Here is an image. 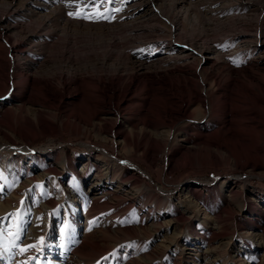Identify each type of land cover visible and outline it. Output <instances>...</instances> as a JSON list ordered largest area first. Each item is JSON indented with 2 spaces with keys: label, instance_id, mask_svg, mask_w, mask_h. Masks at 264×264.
Wrapping results in <instances>:
<instances>
[{
  "label": "rangeland",
  "instance_id": "1",
  "mask_svg": "<svg viewBox=\"0 0 264 264\" xmlns=\"http://www.w3.org/2000/svg\"><path fill=\"white\" fill-rule=\"evenodd\" d=\"M5 83L0 264H264V0H0ZM143 118L193 143L127 153Z\"/></svg>",
  "mask_w": 264,
  "mask_h": 264
},
{
  "label": "bare ground",
  "instance_id": "2",
  "mask_svg": "<svg viewBox=\"0 0 264 264\" xmlns=\"http://www.w3.org/2000/svg\"><path fill=\"white\" fill-rule=\"evenodd\" d=\"M188 51V50H187ZM192 52V51H191ZM183 53V52H182ZM192 54L186 51H184V55L181 56V58H179L180 61L182 62H187L189 57L191 56ZM180 56V55H179ZM7 60V59H6ZM214 60V59H213ZM201 61L203 64H209V66H217L218 64L215 62H212L210 61L209 58L207 57H202L201 58ZM208 67H204L202 68V87H203V90L208 93L207 95H209L207 101H200V100H194V101H191L190 104H193L192 106L194 107V111L192 113H190L189 115L185 116L186 118L188 117L187 120H191L193 114H196V115H199L202 113V121H199L200 123L202 122V124H206L207 122L210 121V119H212L213 117H215V114H213V112H216V109L214 110H211V107L209 109V98L211 97V94H215L216 93V89H217V86H218V81H217V78L216 76H208L210 75V73L208 72ZM214 68V67H213ZM205 78H209L207 79V82L205 83L204 80ZM3 85V84H1ZM7 84L5 83V85H3L1 88H0V95L3 94L5 91H7ZM14 86V85H13ZM15 90V89H13ZM15 92V91H14ZM17 95V94H16ZM185 97V96H184ZM20 98V97H19ZM21 99V98H20ZM18 100L20 102V106L18 107V109L22 112V111H25L24 110V104L26 103H32L31 102V99L27 100L26 102H24L23 100ZM215 101V100H214ZM216 102V101H215ZM33 105V104H31ZM40 107H45L47 109H57L56 107H53L51 104L47 105V104H44L41 102V105ZM217 107V106H216ZM215 107V108H216ZM218 109V108H217ZM42 111H36L35 113V117H34V121L35 122H39V119L40 118V115H41ZM27 114V113H26ZM29 114V113H28ZM110 113H104V112H100V111H97L96 110V113L94 115V120H97V122H99L100 124H96L98 127H95L96 129V133L98 135H101L103 133V130H106L103 126H102V122L105 120V119H108L110 116ZM166 115V114H165ZM162 116V115H161ZM205 116V117H204ZM56 118V117H55ZM219 119V118H218ZM90 121H87L86 123H88ZM138 123L134 124V123H131V128L129 130V135L126 136V137H123L122 138V142H121V146L122 147H125L126 150H127V153H132V154H135L137 153L139 150H140V144L139 141H138V137L140 138H144L145 136L147 137L148 140L152 141L153 139L154 140H157V141H160V142H164V143H171L172 141H175L176 138H181L180 142L181 144L185 143L186 144H191L193 143L191 141L189 137V135L187 134L186 130L187 128H191L189 126L186 127V129H181L180 127L178 128H174L173 125H169V126H165L163 125V123H151L150 121H148V119H141L140 121H137ZM151 123V125L149 124ZM91 124V123H90ZM89 124V126H90ZM139 125H142V128L137 132V128ZM8 129L10 128L11 129V126H7ZM160 127H166L168 128V131L164 134V135H160L158 133V130L160 129ZM194 127V126H193ZM147 128H150V131H147ZM222 128V127H221ZM139 133V134H138ZM175 135V136H174ZM6 136V135H5ZM9 137V136H8ZM145 137V138H146ZM257 137H259L260 139L264 137V130L263 131H259V133L257 132ZM7 138V137H5ZM258 138V140H259ZM252 140V139H251ZM10 141V143L12 144V141L11 140H8ZM143 146V145H142ZM145 146V145H144ZM148 146V145H147ZM214 146L217 147L218 149H221L222 151H224V153L227 155V156H231L237 161H239L238 159L241 157V156H244L246 155V157L243 159L244 162H242L244 164V166L247 165V163L245 162H248L251 160L252 156L249 155L248 152H238V151H235L234 149L230 148L225 142H219V141H216L214 143ZM242 161V160H241ZM240 162V161H239ZM238 163V162H237ZM254 167V166H253ZM123 181H125L124 179H122Z\"/></svg>",
  "mask_w": 264,
  "mask_h": 264
},
{
  "label": "snow or ice",
  "instance_id": "3",
  "mask_svg": "<svg viewBox=\"0 0 264 264\" xmlns=\"http://www.w3.org/2000/svg\"><path fill=\"white\" fill-rule=\"evenodd\" d=\"M68 15H69V16L77 15V16H81V17H82V14H79V13L74 14V13H72V12H69ZM82 18H86V17H82ZM64 231H65L64 228H61V229H60V232H61L62 235L64 234ZM17 239H19V235H17ZM29 247H33V246L30 245ZM20 250H21V252H24V251H26L27 249H25V248H21Z\"/></svg>",
  "mask_w": 264,
  "mask_h": 264
}]
</instances>
